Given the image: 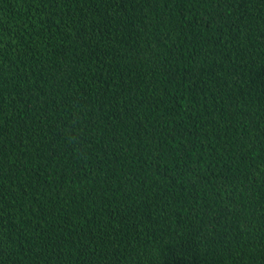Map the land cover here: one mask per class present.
<instances>
[{
    "label": "trees",
    "instance_id": "trees-1",
    "mask_svg": "<svg viewBox=\"0 0 264 264\" xmlns=\"http://www.w3.org/2000/svg\"><path fill=\"white\" fill-rule=\"evenodd\" d=\"M0 264H264V0H0Z\"/></svg>",
    "mask_w": 264,
    "mask_h": 264
}]
</instances>
